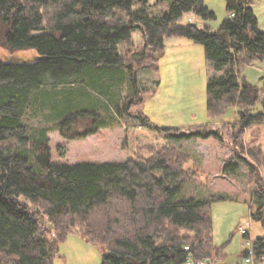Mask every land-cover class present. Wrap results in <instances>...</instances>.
Instances as JSON below:
<instances>
[{"label": "trees", "instance_id": "obj_1", "mask_svg": "<svg viewBox=\"0 0 264 264\" xmlns=\"http://www.w3.org/2000/svg\"><path fill=\"white\" fill-rule=\"evenodd\" d=\"M163 1H168L167 9L150 14L152 3ZM251 1L225 0L229 16L212 31L180 22L189 12L214 18L203 0H0V50L41 55L33 63L0 60V264H52L58 244L73 232L100 249L101 264H184L212 258L219 248L212 241L211 202L223 198L180 197L188 158L169 146L171 140L190 138L192 131L152 124L139 113L134 116L140 124L124 129L125 161L55 164L48 127L34 132L22 120L33 88L51 81L54 87L77 83L63 88L64 95L54 94L74 110L72 116H53L61 134L69 136L66 128L79 122L88 130L103 126L98 110L113 106L120 114L122 109L111 104L103 80L88 69H126L131 86L127 111L139 94L138 69L157 72L165 37L179 36L201 44L218 73L206 83L208 117L237 106L240 131L264 123V100L257 109L258 89L240 80L238 71L241 64L264 63V31ZM134 31L142 43L129 55L125 49L133 45ZM86 77L99 87L97 97L84 87ZM59 101L58 109L63 105ZM200 135L220 138L213 129ZM243 160L248 184L257 181L253 164ZM237 169L236 161L222 163L223 174ZM257 185L251 189V216L264 225V185ZM252 245L255 255L264 253V235Z\"/></svg>", "mask_w": 264, "mask_h": 264}, {"label": "rangeland", "instance_id": "obj_2", "mask_svg": "<svg viewBox=\"0 0 264 264\" xmlns=\"http://www.w3.org/2000/svg\"><path fill=\"white\" fill-rule=\"evenodd\" d=\"M203 5L214 14V18L204 19L189 12L183 14L180 22H190L199 28L217 30L222 20L229 16L225 9V0H203ZM251 6L257 17L259 29L264 31V0H252ZM167 7L168 1L152 3L149 12L156 15ZM132 38L133 45L125 49L129 55L131 49H137L142 43L137 31L132 33ZM163 43V55L157 63L158 71L150 68L138 69L136 80L139 94L131 99L132 102H128L127 111L124 104L130 100L131 86L126 69L100 67L88 69L96 80H103L110 97L113 98L114 102L111 104L116 103L122 110L120 114L113 106L110 109L98 110L103 126L100 125L101 128H96V132L89 136L84 135L81 138L75 135L77 138L74 137L75 140L72 141L64 139L59 129L51 127L47 133L52 150L51 161L55 164L123 162L126 159L125 151L121 150L124 129L140 124L139 119L134 116L139 113L155 125L192 131L190 138L171 140L169 145L176 153L185 154L188 158L185 168L188 172L181 186L180 197L198 199L209 195L223 197L221 200H214L210 209L212 241L219 250L218 252L214 250L210 255L212 258L204 262L237 264L242 251L247 247L246 238L237 231V226H250L251 238L264 235V225L260 221L250 219L249 216L250 205L254 206L251 189L256 188L258 182H263L264 185V123L253 124L240 131V114L237 106H231L225 113L209 118L206 111V83L209 76L218 73L205 59L203 46L179 36L165 37ZM2 52L7 54L4 50ZM11 54L18 60L20 57L36 59V52L32 50H18ZM2 57L0 50V58ZM263 67L264 63L257 60L238 66L240 80L246 79L258 89L256 107L259 110L260 102L264 100ZM97 73L100 74L99 79L96 78ZM84 81L87 85L84 87L97 97L99 87L91 84L88 77ZM75 86L77 83L46 89L49 90L48 96H52L56 94L57 88L68 89ZM34 111L28 116V122L24 123L29 130L38 132L45 125L48 126L55 121L47 109ZM212 129L219 133V139L211 135L207 137L200 135ZM72 130L74 131L73 125H69L66 134L73 135ZM59 145L66 148L62 157L58 152L62 150ZM244 158L253 164L258 173L257 181L250 184L246 179L248 170ZM228 160L236 161L238 169L234 173L223 174L222 163ZM101 262V251L98 247L83 242L75 234H70L59 243L58 255L52 264H101Z\"/></svg>", "mask_w": 264, "mask_h": 264}, {"label": "bare ground", "instance_id": "obj_3", "mask_svg": "<svg viewBox=\"0 0 264 264\" xmlns=\"http://www.w3.org/2000/svg\"><path fill=\"white\" fill-rule=\"evenodd\" d=\"M231 16V15H230ZM142 41V40H141ZM19 51H22V50H19ZM34 51V50H32ZM2 55L3 57L0 58V60H2L3 62H8V63H13L15 61H19L18 58H16L15 56L10 55V54H5L4 52H2ZM35 58V57H34ZM41 58V55H39L38 53L36 54V59L39 60ZM36 59H29V58H26V59H23L20 57V61H23V62H27V63H33V62H36ZM19 61V62H20ZM50 77V76H48ZM50 80V78L48 79ZM48 84L44 85V86H37L35 88H33V91L32 94L34 95V98L33 100L30 101L28 107L26 108V111L24 113V119L22 120V123L24 124L26 121L28 122V116L32 115V113H34L35 111L34 110H37V111H43L45 109H47V111L49 112L50 115L54 116H58L59 114L64 116H72L73 113H74V110L73 108H71V106L67 105L65 102H67L66 100H64V97H62L63 99L61 98H58L57 95L56 97L54 98V95L53 96H48L47 92L49 91L48 89H46V87H50V88H53L55 85L53 84V82L51 81H48L47 82ZM57 86H59V84H57ZM44 92V94H43ZM64 91L62 90V88H57V94H60V95H64L63 94ZM58 100H60L59 102H62L63 105L60 109L57 108L58 104ZM60 103V104H62ZM61 110V111H60ZM57 112V113H56ZM56 121V120H55ZM55 121H53L50 125H48L47 127V132H46V135L49 131V129L51 127H54L55 129L57 128L58 130V127L56 125H54ZM150 122V121H149ZM152 123V122H150ZM153 124V123H152ZM25 125V124H24ZM73 125V124H72ZM44 126V125H43ZM46 126V125H45ZM135 126V125H133ZM137 126V125H136ZM74 128V133L79 136L80 134H83L81 132V130H84V132L86 133L85 135L89 136V135H92L96 132L97 129H94V130H88L89 127L86 125L85 122H79L75 125H73ZM98 128H101V126H98ZM87 131V132H86ZM61 134V133H60ZM61 136L65 137L64 139H70L71 141L74 139L75 135L73 134L74 137H70L71 135L67 136V135H63L61 134ZM48 137V135H47ZM84 137V135H83ZM77 138V137H75ZM82 138V137H81ZM75 140V139H74ZM61 146V145H59ZM48 148L50 149V154H51V160H52V150H51V146L49 145V142H48ZM62 148V151L64 152L62 156L65 155V152H66V148L65 146H61ZM121 150H124L121 148ZM125 151V150H124ZM59 152V155H60V151ZM126 153V151H125ZM61 156V155H60ZM61 156V157H62ZM126 159H127V153H126ZM125 159V160H126ZM124 160V161H125ZM52 163V161H51ZM88 163H93V162H88ZM98 163H103V162H98ZM210 196V195H209ZM221 198H223L222 196H220ZM252 201H253V197H252ZM213 202V201H212ZM211 202V203H212ZM252 206L250 205V211H249V216H250V219H253L252 218V214L254 213L253 210L255 208V206ZM251 211H252V214H251ZM211 213V212H210ZM211 217V215H210ZM249 230H250V226H245V225H238L237 226V231L246 238L245 240V243L247 245L246 249L244 251H242V254H241V258H240V261L237 263V264H246L245 260L246 258H249L251 261H250V264H264V253H261L259 255H255V252H254V249H253V241L258 238H251L249 236ZM70 234H75L77 235L75 232L73 233H70ZM68 234V235H70ZM67 235V236H68ZM78 236V235H77ZM263 236V235H262ZM79 237V236H78ZM261 237V236H259ZM66 238V237H65ZM80 238V237H79ZM81 239V238H80ZM83 242H85L83 239H81ZM86 243V242H85ZM59 245V244H58ZM185 250H187V247H185ZM57 252H58V248H57ZM58 255V254H57ZM56 257V256H55ZM54 257V258H55ZM53 258V260H54ZM52 260V261H53ZM204 261H207V258H204L203 260H200V261H191V260H188L186 261L184 264H187V263H202V264H205ZM53 263V262H52ZM206 264H211V263H206ZM248 264V263H247Z\"/></svg>", "mask_w": 264, "mask_h": 264}, {"label": "built area", "instance_id": "obj_4", "mask_svg": "<svg viewBox=\"0 0 264 264\" xmlns=\"http://www.w3.org/2000/svg\"><path fill=\"white\" fill-rule=\"evenodd\" d=\"M250 259L249 258H246V260H245V262H246V264L248 263V264H250Z\"/></svg>", "mask_w": 264, "mask_h": 264}, {"label": "water", "instance_id": "obj_5", "mask_svg": "<svg viewBox=\"0 0 264 264\" xmlns=\"http://www.w3.org/2000/svg\"><path fill=\"white\" fill-rule=\"evenodd\" d=\"M187 264H202V263H187Z\"/></svg>", "mask_w": 264, "mask_h": 264}, {"label": "crops", "instance_id": "obj_6", "mask_svg": "<svg viewBox=\"0 0 264 264\" xmlns=\"http://www.w3.org/2000/svg\"><path fill=\"white\" fill-rule=\"evenodd\" d=\"M253 9V8H252ZM254 11V10H253ZM255 14V13H254ZM256 16V15H255Z\"/></svg>", "mask_w": 264, "mask_h": 264}]
</instances>
